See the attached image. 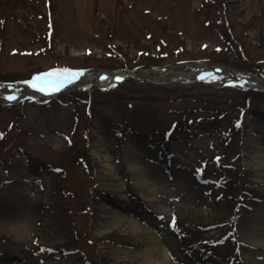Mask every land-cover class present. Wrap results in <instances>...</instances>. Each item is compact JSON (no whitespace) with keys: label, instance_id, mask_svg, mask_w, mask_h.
<instances>
[{"label":"rangeland","instance_id":"obj_1","mask_svg":"<svg viewBox=\"0 0 264 264\" xmlns=\"http://www.w3.org/2000/svg\"><path fill=\"white\" fill-rule=\"evenodd\" d=\"M196 63L264 81V0H0V85ZM227 74L0 104V264H264V87Z\"/></svg>","mask_w":264,"mask_h":264},{"label":"bare ground","instance_id":"obj_2","mask_svg":"<svg viewBox=\"0 0 264 264\" xmlns=\"http://www.w3.org/2000/svg\"><path fill=\"white\" fill-rule=\"evenodd\" d=\"M140 72V71H139ZM228 74L217 72L215 70L201 67L193 68L189 72H177L170 71L167 73H161L154 81L160 79H166L167 77L173 78H189L196 81H204L208 79L225 78ZM233 81L240 83H247L252 86H259L254 78L245 74L230 73L229 75ZM116 74L105 75L101 71H82V72H70L66 74H59L55 76H48L33 84H14V85H0V104H12L24 97H35L34 95L42 94L45 98H50L54 95L55 91L65 89H89L90 87L98 86L104 81L115 80ZM43 88H49L50 91H42ZM95 160L99 165L105 169H110V165L107 163L105 156L101 152L100 146L97 144L94 149ZM114 186H118L119 182L115 179ZM117 191V190H116Z\"/></svg>","mask_w":264,"mask_h":264},{"label":"water","instance_id":"obj_3","mask_svg":"<svg viewBox=\"0 0 264 264\" xmlns=\"http://www.w3.org/2000/svg\"><path fill=\"white\" fill-rule=\"evenodd\" d=\"M175 67H206V68H209V69H212V70H215L217 72H222V73H238V74H245V75H249L251 76L252 78H254L257 82H259L260 86L264 87V81L260 80L258 77H256L255 75H252L250 73H246V72H241V71H236V70H233V69H230V68H227V67H224V66H212V65H208V64H203V63H196V64H178V65H175V66H170V67H165L164 69H162L160 72H155V73H146V72H139L137 70H113V71H108V70H98V71H101L102 73H104L105 75H108V74H113L114 72L115 73H118L120 75H124L126 77H130V78H134V79H137V80H155L161 73H167V72H170V71H173V69ZM5 85H11V84H5ZM67 88V87H66ZM63 89L64 90H66ZM55 93H57V91H55ZM35 97H43L42 94H37V95H34Z\"/></svg>","mask_w":264,"mask_h":264},{"label":"snow or ice","instance_id":"obj_4","mask_svg":"<svg viewBox=\"0 0 264 264\" xmlns=\"http://www.w3.org/2000/svg\"><path fill=\"white\" fill-rule=\"evenodd\" d=\"M37 79V77H33V81L34 80H36ZM33 81H29L28 83H32ZM33 86L35 87L36 85L35 84H33ZM42 91H50L51 89H49V88H43V89H41ZM237 123H239V122H237Z\"/></svg>","mask_w":264,"mask_h":264}]
</instances>
